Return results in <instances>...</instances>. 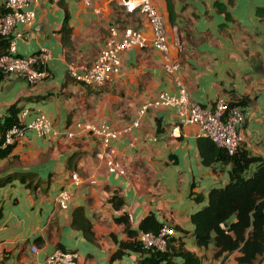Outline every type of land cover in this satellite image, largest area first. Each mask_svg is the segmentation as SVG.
<instances>
[{"label":"crops","instance_id":"obj_1","mask_svg":"<svg viewBox=\"0 0 264 264\" xmlns=\"http://www.w3.org/2000/svg\"><path fill=\"white\" fill-rule=\"evenodd\" d=\"M152 2L162 14L168 54L179 59L176 74L189 96L203 105L217 98L236 102L244 117L242 147L264 159V0ZM33 8L29 23L14 25L15 53L26 56L46 48L47 74L28 83L15 73H0V119L14 104L17 119L22 112L24 122L42 112L57 132L38 135L27 129L19 143L0 155V178L32 174L0 185V264H47L45 256L54 248L75 250L77 264H142L143 254L135 250L111 257L118 241L128 238L125 224L115 220L123 213L134 231L148 213L172 226V243L193 251L199 264H236L237 251L215 258L211 243L195 245L189 219L206 203L208 188L227 181L230 163H202L197 126L178 122L172 105L148 109L132 123L143 101L159 91L177 92L172 76L161 69V53L122 50L118 69L98 86L69 74V65L79 73L89 64L111 23L147 32L144 16L123 11L114 0L89 5L39 0ZM76 120L125 128L110 141L123 173L106 171L95 156L98 138L74 129ZM68 129L72 137L63 134ZM72 171L77 183L70 178ZM60 188L69 192L65 208L54 200ZM113 195L121 199L117 206ZM257 264H264V255Z\"/></svg>","mask_w":264,"mask_h":264},{"label":"built area","instance_id":"obj_2","mask_svg":"<svg viewBox=\"0 0 264 264\" xmlns=\"http://www.w3.org/2000/svg\"><path fill=\"white\" fill-rule=\"evenodd\" d=\"M38 1L3 0L5 10L0 14V35L8 38L6 50L0 54V73H15L28 83H35L47 74L45 67H43L47 59V50L41 47L29 55H18L15 53L12 33L17 22L29 23L32 20L33 6ZM49 1L56 3L59 0ZM81 1L85 5H89L91 0ZM114 3L125 12L137 11L141 13L147 23V32L136 26L111 23L108 27V36L89 64L83 66L79 73L73 69L72 65H69V74L85 84L102 85L110 80L113 72L118 69L120 64L119 52L130 47L154 48L161 53V69L172 76L177 92L170 94L167 91H159L143 101L136 108V116L132 123L136 125L138 117L148 109L172 105L178 122L195 124L199 136L208 137L217 147L224 149L228 154L234 152L243 141L241 128L244 117L238 104L217 98L211 105H203L189 96L185 83L176 74L179 59L168 54L169 44L166 38L164 20L152 0H114ZM20 34L19 31L15 33L18 36ZM23 114L24 112L21 113L16 122L0 129V149L19 143L27 129L34 130L38 135L46 134L50 130L54 134L57 132L52 128L44 113L37 112L33 118L26 122L23 121ZM72 127L78 132L86 131L98 138L99 147L95 151V156L103 160L107 172L123 173L120 160L112 154L110 141L125 128L115 129L105 122L82 120L74 121ZM63 134L68 137L74 135L72 129L63 131ZM70 178L72 182L77 183L78 175L75 171L70 172ZM68 197V190L60 188L54 197L56 205L65 208ZM173 233L172 226L162 223L155 232L137 231L135 238L143 247L164 249L167 240L173 236ZM30 249L35 251L36 247L31 245ZM45 262L47 264H77V252L54 248L45 256Z\"/></svg>","mask_w":264,"mask_h":264},{"label":"trees","instance_id":"obj_3","mask_svg":"<svg viewBox=\"0 0 264 264\" xmlns=\"http://www.w3.org/2000/svg\"><path fill=\"white\" fill-rule=\"evenodd\" d=\"M4 10L2 3L0 14ZM62 31H67L64 25ZM7 44L8 38L0 35V54L6 50ZM17 110L14 104L8 107L6 115L0 119V129L16 122ZM196 143L202 163L208 164L218 159L229 162L230 167L227 181L222 185L210 186L206 192V203L190 213L192 242L203 247L211 243L215 258L237 251L234 256L236 264H257L264 255V159L248 152L242 144L228 154L206 136H198ZM10 146L0 149V155ZM25 176L31 177L32 174H8L0 178V185L11 177L23 180ZM26 184L29 186V182ZM199 197L200 194L196 195V200ZM111 200L115 206L121 202L115 195ZM115 220L125 224L128 238L118 241L117 248L111 253L112 258L118 257L124 249H130L143 254L140 259L142 264H199L200 258L193 251L183 247L181 242L176 245L172 243L173 236L167 240L164 249L143 247L135 238L137 230L128 227L125 213ZM161 224L148 213L140 219L139 230L155 232ZM173 256H178L180 260H174Z\"/></svg>","mask_w":264,"mask_h":264},{"label":"rangeland","instance_id":"obj_4","mask_svg":"<svg viewBox=\"0 0 264 264\" xmlns=\"http://www.w3.org/2000/svg\"><path fill=\"white\" fill-rule=\"evenodd\" d=\"M201 203H203V202H201Z\"/></svg>","mask_w":264,"mask_h":264}]
</instances>
